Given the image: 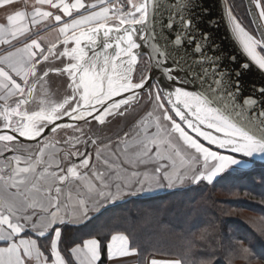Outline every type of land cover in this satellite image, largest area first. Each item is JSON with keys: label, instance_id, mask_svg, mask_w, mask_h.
I'll return each mask as SVG.
<instances>
[{"label": "snow or ice", "instance_id": "6c2138e0", "mask_svg": "<svg viewBox=\"0 0 264 264\" xmlns=\"http://www.w3.org/2000/svg\"><path fill=\"white\" fill-rule=\"evenodd\" d=\"M254 2L264 21V3ZM225 14L240 55L216 39L206 0H127V10L112 0H35L31 12L16 11L0 23V264H127L140 254V242L113 234L103 219L108 205L203 182L235 186L259 176L264 184V31H249L232 9ZM110 19L117 25L109 26ZM49 21L62 25L59 54L56 44L42 47L32 27ZM101 32L103 51H95ZM53 55L74 61L55 69L67 74L71 91L62 102L41 96L32 109L37 86L53 70L42 61ZM253 71L259 84L247 79ZM144 95L154 107L124 141L131 155L119 165L103 158L107 171L90 165V152L77 148L88 144L81 122L124 117ZM58 129L74 132L63 141L68 150L49 139ZM95 158L101 161L99 150ZM192 221H184L180 257L148 264H213L202 259L214 256L213 244L229 264L235 256L246 264L264 261V252L257 256L232 235L218 240L214 228L191 231ZM70 228L83 235L62 255Z\"/></svg>", "mask_w": 264, "mask_h": 264}, {"label": "trees", "instance_id": "16d2710c", "mask_svg": "<svg viewBox=\"0 0 264 264\" xmlns=\"http://www.w3.org/2000/svg\"><path fill=\"white\" fill-rule=\"evenodd\" d=\"M228 2L234 15L239 17L242 14L243 22L253 29L245 0ZM109 209L103 219L112 223L113 234L119 232L139 240L140 264H146L152 258L180 257L184 251L185 236L188 234L184 227V221L188 217L193 218L191 231L197 234L205 228H214L218 240L225 235H232L257 256L264 252V234H261V228L264 227L261 224V219L264 218V184L260 182L259 176L235 186L201 184L153 198L130 200ZM244 214L252 215L253 219L243 216ZM128 220L129 224L125 222ZM177 225L180 230L175 228ZM146 234L155 236L154 241L159 243L147 241ZM81 235L83 233L74 228L68 230L65 244L62 245L63 255V249ZM247 236L251 238L248 239ZM211 249L215 250L214 256H205L202 259H212L213 264H229L223 248L213 244ZM231 264H246V261L235 256ZM252 264H264V261L256 259Z\"/></svg>", "mask_w": 264, "mask_h": 264}, {"label": "water", "instance_id": "95a60500", "mask_svg": "<svg viewBox=\"0 0 264 264\" xmlns=\"http://www.w3.org/2000/svg\"><path fill=\"white\" fill-rule=\"evenodd\" d=\"M206 3L208 5V7L210 8L211 15L215 18V21L218 23V27H216L214 29V35H215L216 39L222 43V45H223L225 50H229V51L234 52L237 55H240L239 48H238L237 45H235V43H234V41H233V39L231 37L230 25H229V22H228V20L226 18V14H225V10L226 9H231L228 0H206ZM245 4H246V7H247L248 14L250 16L251 22H252L253 27L255 29V32H256L257 36H259L261 31H264V21L259 19V15H258L259 10L255 8L254 0H251V2H250V0H245ZM117 23H118L117 21L111 22L109 24V26H115V25H117ZM104 40H105V38L103 36V33L101 32V34L98 37V44H97V47L95 48V51H103ZM64 47H65V45L62 44L61 48H63V49L61 50V52L64 51ZM67 47L69 49H71V48L75 47V45H74V43H69L67 45ZM82 47H84L86 50H88L90 55L92 54L91 46H90V44L87 41H83L82 42ZM142 51H143V49H142ZM241 58L243 59V57H241ZM57 59H60V60L63 59L62 62L63 61L65 62V64L62 67H66L68 62H74V61H70L69 58L65 57V56H59V58H57ZM143 65H144V62L141 60L138 63L137 71H139V68L141 66H143ZM52 71H54V73L56 74V77L61 79V81H59V80L57 81V83L59 85V88L62 85H65V87H64L62 92H59V88L57 90L58 96L61 97V98H64L71 91V89L67 86L68 83H69L67 74L66 73H58V72H55V70H52ZM52 71L49 73V75H53ZM150 74H153V73H150ZM155 74H157V76L159 78V74L158 73H155ZM50 77L53 78V76H50ZM247 79L251 80V81H254L257 84H259L260 81H261V77L255 71L250 73L249 76L247 77ZM115 99H119V97H116ZM149 102L150 101L148 100L147 96L144 95L142 97V99L140 100L138 106L141 103H143V106H145ZM138 106H136V107H138ZM136 107L130 108L129 111L125 114L124 117H119V116H116V117H111L110 116V117H108L105 120V123L103 125L99 124L98 121H95L92 118H89L90 123L87 124L86 126H84V124L81 122V126L85 127L84 128L85 131H83V135H82L81 139L84 140V141H87L88 144H87V146L85 144H79V145H77V148L80 151L82 149V151L90 152L91 151V147H92V144H91L92 140L96 141V139L100 136V134L105 130L106 127L110 126V124L114 123L115 121H117L120 118L128 117L129 113H131ZM176 119L179 121L178 117ZM62 122H69L70 123V121H68L67 118H65L64 121H62ZM183 126L185 127V129L187 131H189V133H191L193 136H196V134L192 133L190 129H187L185 125H183ZM94 128H97L98 131L95 132ZM68 130L69 131H73L72 129H67V130L58 129V132L56 133V136L58 137L60 134H62V132H65V131H68ZM86 131L89 134H85ZM85 135H88V138H85L86 137ZM200 139H201L202 142H204L202 138H200ZM21 140H22V142H24L27 145L34 144V142L26 141L23 138H21ZM204 143L207 144V142H204ZM61 146L67 149V146L63 145V143H61ZM121 203H123V202H117L116 205L121 204ZM111 206H115V205H111Z\"/></svg>", "mask_w": 264, "mask_h": 264}, {"label": "rangeland", "instance_id": "374dc122", "mask_svg": "<svg viewBox=\"0 0 264 264\" xmlns=\"http://www.w3.org/2000/svg\"><path fill=\"white\" fill-rule=\"evenodd\" d=\"M233 1H235V3H236L237 1H240V0H233ZM261 1H262V3H264V0H261ZM112 2L113 3L119 2L121 4H124L125 5V10H127V0H113ZM237 9H239V8L237 7ZM239 15L240 16L239 17L237 16V17L242 21L243 25L249 31H251L254 34H256L254 28L252 29L247 23L245 24L243 22L242 14H239ZM58 80L61 81V79L58 78V77L54 78V81H58ZM64 87H65V85H62L59 88V92H62ZM153 107L154 106H153V104L151 102L147 103L145 106H143V103H141L131 113H129L128 117L120 118L117 121H115L114 123L110 124V126L106 127L105 130L96 139L95 145H92V147H91L90 154H91L92 159L90 160V165L95 164V166L97 167L98 170L107 171L106 166H104L103 163H102L103 158H108L110 160V162H114L117 165L121 164V161L126 160L131 155L133 149L129 148L127 153H124L123 152L124 141L125 140L130 141L133 138V136L135 134V131L137 129V126L140 124L141 120L149 119L147 117V112L148 111H152ZM155 114L156 113H154V115ZM84 126H86V125H84ZM84 126H82L83 131H85L84 130V128H85ZM94 131L97 132L98 129L94 128ZM71 132L74 133L73 131H71ZM126 133H127V137L125 136ZM85 134H89V133H87V131H86ZM189 134L192 135L191 133H189ZM54 136H56V134L51 135L49 137L52 138ZM85 136H86L85 138H88V135H85ZM64 140L61 139L60 140V141H62L61 143H63ZM118 144H119V148H117ZM97 150H99L100 153H101V157H102L101 161H97L96 158H95ZM81 151H82V149H81ZM113 153H115L116 156H114ZM117 156L119 157L118 159L116 158ZM82 171H84V170H82ZM201 184L208 185L206 182H203ZM201 184H199V185H201ZM196 186H198V185L189 184V185H187L184 188H177V189H172V190H163V191L152 193L151 195L138 196V197H142V198L157 197V196L166 194L167 192H173V191L180 190V189H189V188L196 187ZM136 199H137V197L130 198V199L126 198V203L129 202L130 200H136ZM123 203H125V202H123ZM243 216H245L247 218H250V219L251 218L253 219V216L249 215V214L248 215L244 214ZM125 222L128 223V224L130 223L129 220L125 221ZM171 225H172V223H171ZM175 228L180 230V228H178V225L175 226ZM247 237H248V239L251 238L250 236H247ZM154 239H155V236H153L151 234H146V240L147 241H152L153 244H158L159 241H154ZM164 244L166 245V244H169V243H164Z\"/></svg>", "mask_w": 264, "mask_h": 264}, {"label": "crops", "instance_id": "0c3cea01", "mask_svg": "<svg viewBox=\"0 0 264 264\" xmlns=\"http://www.w3.org/2000/svg\"><path fill=\"white\" fill-rule=\"evenodd\" d=\"M67 2L75 3V0H67ZM83 2L85 4H91V3H95L96 0H83ZM34 4H35V0H13V2L11 4H8V5L0 4V23H6L7 16L10 14H14V12H16V11L31 12L32 6ZM42 10H51V9H49V8H47V6H45ZM74 15H76L75 12H74ZM110 15H111V13H110ZM65 19H67V17H65ZM114 21H116V20L110 19L108 21V24H110L111 22H114ZM46 24L50 25V26H46ZM59 26H62V25H56L54 21L42 23L40 26H32L35 30H37L39 32L40 37H42V40H41L42 47L47 48V47H50L52 44L57 45L56 48L53 50V52L56 54L61 53V50L63 49V48H61V46L63 44V42H62L63 36L58 32ZM85 27H87V26H85ZM62 60L63 59H61V60L57 59V56L53 55V56L49 57L48 61H42V65L45 67V70H48L49 68L55 70L56 68H60L65 64L64 61L62 62ZM39 67H40V65H38V68ZM50 72L51 71H49V73ZM52 72H53V75H49L48 77H45L44 80L42 81V83L37 86V100L30 105V107L32 109L38 110V102H39V99L41 98V96H43V97H45L48 100H51L53 102H62L63 98L59 97L57 94V90L59 88V85H58L57 81H54L56 74L54 73V71H52ZM50 76H53V78H51ZM72 134L73 133L68 130V131L62 132V134H60L58 137L54 136L52 138L50 137L49 139L52 140L53 142L60 141L61 139H63V140L66 139L68 136H71ZM61 142L62 141H60V143L57 144V147H62ZM25 146H29V145L25 144ZM64 149L68 150L66 148H64ZM137 198H139V197H137ZM109 207H113V206L108 205V208ZM126 260H127V264H140L138 255H134L132 257L126 258ZM150 260L151 259H149L146 264H148V262Z\"/></svg>", "mask_w": 264, "mask_h": 264}, {"label": "flooded vegetation", "instance_id": "af4514ba", "mask_svg": "<svg viewBox=\"0 0 264 264\" xmlns=\"http://www.w3.org/2000/svg\"><path fill=\"white\" fill-rule=\"evenodd\" d=\"M141 67H142V66H141ZM141 67H140V68H141ZM140 68H139V69H140Z\"/></svg>", "mask_w": 264, "mask_h": 264}, {"label": "bare ground", "instance_id": "6f19581e", "mask_svg": "<svg viewBox=\"0 0 264 264\" xmlns=\"http://www.w3.org/2000/svg\"><path fill=\"white\" fill-rule=\"evenodd\" d=\"M195 137V136H194Z\"/></svg>", "mask_w": 264, "mask_h": 264}]
</instances>
